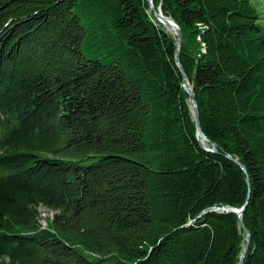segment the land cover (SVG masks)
I'll return each instance as SVG.
<instances>
[{"label":"trees","instance_id":"16d2710c","mask_svg":"<svg viewBox=\"0 0 264 264\" xmlns=\"http://www.w3.org/2000/svg\"><path fill=\"white\" fill-rule=\"evenodd\" d=\"M152 2L205 149L149 0H0V264H264L258 10Z\"/></svg>","mask_w":264,"mask_h":264},{"label":"water","instance_id":"95a60500","mask_svg":"<svg viewBox=\"0 0 264 264\" xmlns=\"http://www.w3.org/2000/svg\"><path fill=\"white\" fill-rule=\"evenodd\" d=\"M149 5H150L151 12L154 13V15H155V17L157 19H160V20L163 21L161 24L165 28H167V26L170 25V22H172L177 27L176 29H173V31H172L173 35L176 36V49H177L176 50V63L179 66V68H180V70H181V72H182V74L184 76V90L190 96V101L192 103L194 120L196 122L197 132H198V135L200 137V140L199 141H200V144L202 145V147L205 149V145H204L203 141L204 140L208 141V139L205 136V134L203 133V130H202V127H201L200 113H199V108H198L197 100H196V97H195V94H194L193 90L189 87V81H188L187 75H186V73H185V71L183 69V66L181 65V63H180V61L178 59V52L180 50V47H181V44H182V41H183V33H182V30L179 27V25L172 18L165 17L162 13L157 12V10L155 9V7L153 5L152 0H149ZM210 145H211V149H206V150L216 154L217 153L216 145L213 144V143H211ZM242 169H243V171L245 173H247V171H246V169L244 167H242ZM247 206H248V204H246L240 210H235V209L231 210L233 213H236L237 214L238 219H239L240 226L245 231L246 238H247V243H246V246H245L244 251L242 253L240 264H244L245 257L247 255V252L249 250L250 243H251V233L246 228V225L244 223V218H243L244 217V213H245V211L247 209Z\"/></svg>","mask_w":264,"mask_h":264},{"label":"rangeland","instance_id":"374dc122","mask_svg":"<svg viewBox=\"0 0 264 264\" xmlns=\"http://www.w3.org/2000/svg\"><path fill=\"white\" fill-rule=\"evenodd\" d=\"M258 10L260 15L259 24L264 26V0H248ZM167 29V28H166ZM169 30V29H167ZM170 31V30H169ZM172 33V31H170ZM40 212V225L42 227H48V219L52 218L55 212L41 206Z\"/></svg>","mask_w":264,"mask_h":264},{"label":"bare ground","instance_id":"6f19581e","mask_svg":"<svg viewBox=\"0 0 264 264\" xmlns=\"http://www.w3.org/2000/svg\"><path fill=\"white\" fill-rule=\"evenodd\" d=\"M158 21L160 22V23H162L163 21L162 20H160V19H158ZM177 27L172 23V22H170V25L169 26H167V29H169L170 31H173V29H176ZM206 140H204L203 141V143H204V145H206Z\"/></svg>","mask_w":264,"mask_h":264},{"label":"built area","instance_id":"2783aa9c","mask_svg":"<svg viewBox=\"0 0 264 264\" xmlns=\"http://www.w3.org/2000/svg\"><path fill=\"white\" fill-rule=\"evenodd\" d=\"M217 211H220V209H219V210H217ZM222 211H224V210H222ZM43 228H46V227H43Z\"/></svg>","mask_w":264,"mask_h":264}]
</instances>
